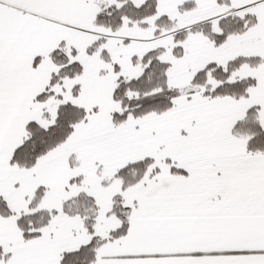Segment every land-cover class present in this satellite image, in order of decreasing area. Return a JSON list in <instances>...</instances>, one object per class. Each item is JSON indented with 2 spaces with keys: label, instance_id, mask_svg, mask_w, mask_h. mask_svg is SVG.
<instances>
[{
  "label": "snow or ice",
  "instance_id": "obj_1",
  "mask_svg": "<svg viewBox=\"0 0 264 264\" xmlns=\"http://www.w3.org/2000/svg\"><path fill=\"white\" fill-rule=\"evenodd\" d=\"M0 264H264V0H0Z\"/></svg>",
  "mask_w": 264,
  "mask_h": 264
}]
</instances>
